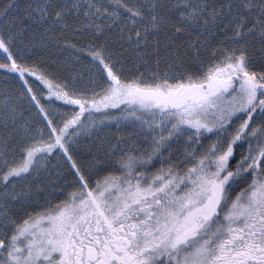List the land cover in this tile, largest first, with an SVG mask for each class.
Here are the masks:
<instances>
[{
  "label": "snow or ice",
  "instance_id": "obj_1",
  "mask_svg": "<svg viewBox=\"0 0 264 264\" xmlns=\"http://www.w3.org/2000/svg\"><path fill=\"white\" fill-rule=\"evenodd\" d=\"M0 81V264H264V0H0Z\"/></svg>",
  "mask_w": 264,
  "mask_h": 264
},
{
  "label": "trees",
  "instance_id": "obj_2",
  "mask_svg": "<svg viewBox=\"0 0 264 264\" xmlns=\"http://www.w3.org/2000/svg\"><path fill=\"white\" fill-rule=\"evenodd\" d=\"M64 55H66V53H61L57 51L54 47L51 49V51L45 53V56L48 59H61ZM4 86H5L4 82L0 81V90H2Z\"/></svg>",
  "mask_w": 264,
  "mask_h": 264
}]
</instances>
